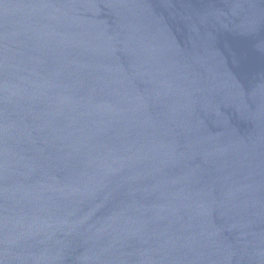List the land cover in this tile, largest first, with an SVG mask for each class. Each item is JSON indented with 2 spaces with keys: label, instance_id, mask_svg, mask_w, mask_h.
Returning <instances> with one entry per match:
<instances>
[{
  "label": "water",
  "instance_id": "water-1",
  "mask_svg": "<svg viewBox=\"0 0 264 264\" xmlns=\"http://www.w3.org/2000/svg\"><path fill=\"white\" fill-rule=\"evenodd\" d=\"M0 264H264V0H0Z\"/></svg>",
  "mask_w": 264,
  "mask_h": 264
}]
</instances>
